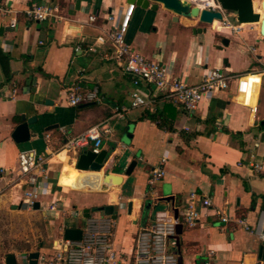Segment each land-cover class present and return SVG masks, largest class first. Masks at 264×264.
<instances>
[{
  "label": "crops",
  "instance_id": "0c3cea01",
  "mask_svg": "<svg viewBox=\"0 0 264 264\" xmlns=\"http://www.w3.org/2000/svg\"><path fill=\"white\" fill-rule=\"evenodd\" d=\"M242 0H229L232 5ZM253 1V14H262V0ZM8 12H0V49L10 56L11 76L0 65V203L13 211L27 209L24 187L15 182L18 155L35 151L46 158L42 201L58 204L56 212H40L57 228L52 247L39 251L9 250L18 264H30L29 255L39 252L38 264L53 254V244L67 228L83 229L90 216L111 220V241L116 250L112 264H134L138 232L158 220L182 221L192 193L209 198L194 205L201 218L194 228L183 226L174 252L182 264L264 263V243L234 223L244 219L255 227L264 218V37L259 22L241 23L238 13H226L238 25L213 30L198 19L176 16L162 5L144 9L128 0H0ZM59 8L61 19L28 20L33 5ZM131 4L135 5L127 40L144 57L166 64L173 77L191 85L211 69L255 75L248 99L228 91L206 94L197 110L185 111L161 94L142 87L154 97L153 109L132 108L135 87L113 59L108 43L97 37L114 30ZM95 17L90 22L89 18ZM113 17L112 20H109ZM16 26L11 27L12 21ZM217 24V22H215ZM206 29V30H205ZM205 30V31H204ZM80 46L81 50L76 51ZM95 51H91L90 49ZM79 86L83 93L97 90L100 103L72 107L68 95ZM16 90L14 98H8ZM257 108L255 113L252 109ZM125 110V111H124ZM117 111L123 118L116 117ZM156 118V121L151 119ZM23 117H36L28 142L12 140ZM111 130L101 151L108 158L100 172L122 178L120 184H103L102 191L87 190L85 174L76 169L79 156L90 148L71 152L64 145L87 129L100 125ZM165 160V174L151 183L154 169ZM133 161L130 175L126 171ZM254 165H260L256 170ZM113 207L106 215L101 208ZM223 216L232 221L223 223ZM65 239V238H64Z\"/></svg>",
  "mask_w": 264,
  "mask_h": 264
},
{
  "label": "built area",
  "instance_id": "2783aa9c",
  "mask_svg": "<svg viewBox=\"0 0 264 264\" xmlns=\"http://www.w3.org/2000/svg\"><path fill=\"white\" fill-rule=\"evenodd\" d=\"M191 1V0H190ZM202 2H192L200 10H209L212 12H221L222 21L215 20L209 26L213 30L221 28L230 29L233 33H238L242 24H233L226 16L219 0H200ZM135 8L131 4L120 24L112 31L97 37L99 45L110 44L114 49L113 59L122 69L125 75H128L135 87L132 92V108L153 109L156 103L154 97L144 96L139 89L145 87L152 92L163 95L174 104L181 106L187 112L197 110L200 102L206 94H216L222 91H228L233 82L236 83V94L245 96L247 99L252 93L255 75L251 73L233 74L225 68H214L202 76L199 83L191 85L188 82L173 77L168 66L162 62L152 61L144 57L127 40V32L130 19ZM0 12H8L2 8L0 3ZM28 20L43 22L46 20H59V8L50 4L33 5L25 11ZM110 17L109 20H112ZM90 22L95 21V17L89 18ZM217 22V24L215 23ZM12 28L16 26L13 20L10 24ZM81 50L78 46L76 51ZM95 51L94 49H90ZM264 74V70H263ZM13 94L5 96L14 98ZM69 105L72 107L85 103H100L101 98L97 90L83 93L79 86L71 89L68 95ZM255 113L257 108L252 109ZM125 111V110H124ZM116 117L123 118V113L117 111ZM111 130L100 125L93 126L81 134L70 138L64 145V149L71 152H78L90 148L95 154H99L103 138L110 134ZM46 158L37 154L35 151H22L18 155V169L15 182L24 187L23 203L29 210L35 209V204L39 203L40 208L46 212H56L58 204L54 201L45 203L42 197L47 194L44 192L43 185L47 180L44 165ZM163 159L160 166L153 171L151 183L160 180L164 174ZM256 170H261L260 165H254ZM9 174L7 170H0V174ZM200 197L196 193L190 196V202L184 211L182 221L178 218L170 220H158L150 227L141 229L136 237L135 260L134 264H179V257L174 252L173 237L177 235V228H194L198 225L201 215L196 209L194 202ZM201 203L205 207H210L212 202L209 198H201ZM223 223H228L231 218L223 216ZM235 224L245 231L254 234L264 243V218L258 222L255 227L250 226L244 219H234ZM112 222L109 219L90 216L87 219L83 229L82 238L79 241H70L64 238L56 240L53 244V254L46 259L43 264H112L116 258V250L111 241ZM209 264V263H205ZM255 264H264L256 262Z\"/></svg>",
  "mask_w": 264,
  "mask_h": 264
},
{
  "label": "water",
  "instance_id": "95a60500",
  "mask_svg": "<svg viewBox=\"0 0 264 264\" xmlns=\"http://www.w3.org/2000/svg\"><path fill=\"white\" fill-rule=\"evenodd\" d=\"M129 3H136L141 8H148L151 6L152 9H156L158 5H162L166 10L172 12L176 16L185 17L188 19H198L203 25H210L215 20L222 21L223 15L221 12H212L209 10H200L197 6L193 5L190 0H128ZM223 10L228 13L237 12L238 20L241 23L245 22H259L260 33L264 37V0L261 2L262 14H253V1L242 0L240 4L232 5L229 0H219ZM206 30V29H205ZM204 30V31H205ZM2 28H0V32ZM37 118H28L27 120L23 117V122L18 124L12 132V140L16 144H22L28 142L31 138V132L29 126L36 122ZM108 158L107 151L103 150L99 154H95L92 151L82 153L76 163V169L80 171L100 172ZM136 161H133L126 171V175H130ZM106 181L112 184H120L122 178L111 174L104 175ZM35 209H40V204H35ZM106 215L112 214L113 207L107 206L101 208ZM176 218L177 213L175 214ZM182 226L179 225L177 228V235L173 237L174 241H178V236L181 234ZM81 229L67 228L64 231V238L70 241H79L82 238ZM39 252H33L29 255L30 264H38ZM5 264H18L17 258L13 254H8L5 259ZM179 264H182V259L179 257Z\"/></svg>",
  "mask_w": 264,
  "mask_h": 264
},
{
  "label": "rangeland",
  "instance_id": "374dc122",
  "mask_svg": "<svg viewBox=\"0 0 264 264\" xmlns=\"http://www.w3.org/2000/svg\"><path fill=\"white\" fill-rule=\"evenodd\" d=\"M102 218V215H100ZM57 228L51 227L40 212L27 209L11 210L0 203V253L9 250L19 252L39 251L51 248ZM44 246L40 248V243Z\"/></svg>",
  "mask_w": 264,
  "mask_h": 264
},
{
  "label": "bare ground",
  "instance_id": "6f19581e",
  "mask_svg": "<svg viewBox=\"0 0 264 264\" xmlns=\"http://www.w3.org/2000/svg\"><path fill=\"white\" fill-rule=\"evenodd\" d=\"M192 2H202L200 0H191ZM204 1V0H203ZM260 10L261 9V4L259 6ZM263 13V11H262ZM106 183L104 179V175L102 172H93L91 174H85L84 176V186L87 190H92V191H102V185ZM112 183H108L110 185Z\"/></svg>",
  "mask_w": 264,
  "mask_h": 264
},
{
  "label": "trees",
  "instance_id": "16d2710c",
  "mask_svg": "<svg viewBox=\"0 0 264 264\" xmlns=\"http://www.w3.org/2000/svg\"><path fill=\"white\" fill-rule=\"evenodd\" d=\"M0 65L2 67L3 73L7 79L11 76V70H10V56L3 52L2 49H0ZM151 119L156 121V118L154 116H151Z\"/></svg>",
  "mask_w": 264,
  "mask_h": 264
}]
</instances>
